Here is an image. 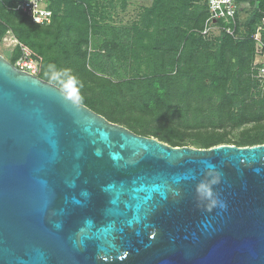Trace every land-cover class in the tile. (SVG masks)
<instances>
[{
  "label": "water",
  "instance_id": "water-1",
  "mask_svg": "<svg viewBox=\"0 0 264 264\" xmlns=\"http://www.w3.org/2000/svg\"><path fill=\"white\" fill-rule=\"evenodd\" d=\"M0 264H264V143L171 145L0 53Z\"/></svg>",
  "mask_w": 264,
  "mask_h": 264
},
{
  "label": "trees",
  "instance_id": "trees-1",
  "mask_svg": "<svg viewBox=\"0 0 264 264\" xmlns=\"http://www.w3.org/2000/svg\"><path fill=\"white\" fill-rule=\"evenodd\" d=\"M13 1L0 0V31L12 27L23 43L46 57L57 44L52 38L55 35L52 29L61 18L60 12H66L72 4L87 23L91 12V0H56L53 24L43 26L32 22L26 13L12 9ZM199 1L153 0L152 6L147 8L142 28L136 27L133 43L128 45L131 56L136 59L137 64L132 66H137V72L142 71L140 53H144L145 76L137 74L116 81L98 59L94 63L99 69H89L87 34L71 41L72 51L60 52V60L63 56L72 58L65 68V76L54 78L58 68L52 75L42 70L39 76L59 85L109 120L172 145H187L183 143L187 138L202 148L224 143L239 146L264 143V134H258L264 128V85L254 67L256 45L252 36L263 15L264 0H259L258 6L253 8L240 38L222 33L210 40L200 33L207 17V4L205 1L199 5ZM262 40L264 42V32ZM17 50L11 58L13 63L21 54L19 46ZM144 84L152 102L153 112L148 114L134 111ZM73 86H90L98 93L84 98L83 102ZM100 94L106 97L100 98ZM246 124H253L257 133L250 135V129H244L235 142L227 137L228 128ZM173 127L196 134L179 133L187 136L178 137L169 132Z\"/></svg>",
  "mask_w": 264,
  "mask_h": 264
},
{
  "label": "rangeland",
  "instance_id": "rangeland-1",
  "mask_svg": "<svg viewBox=\"0 0 264 264\" xmlns=\"http://www.w3.org/2000/svg\"><path fill=\"white\" fill-rule=\"evenodd\" d=\"M204 3L205 0L197 2L199 5H203ZM152 4L153 0H91V12L88 16V23L85 18H83L79 9L74 8L71 4L68 6L66 12L65 10L60 12L61 18L59 22L53 26L52 33L55 35L52 38H54V41H57L56 46H53L54 49L48 51L49 55L47 57L41 54L38 50L34 51L42 58L40 67L41 71L47 70L48 74L52 75L54 69L58 68L55 69L56 73L53 74V76H55L54 78H61L63 75L65 76L67 74L65 68H67L72 58L63 56L64 58L60 60V52L64 54L68 51H72L73 46L71 41L85 37L87 34L90 40V45L88 47L89 56L87 60V66L89 69H96V71L99 69V66L94 63L96 59H98L101 67L106 68L105 71L116 81L130 79L137 76V74H139V76H145L144 70L146 66L143 62L144 53H140L142 56L140 59V67L142 71L137 72V66H132L133 63H136V59L131 56V50L128 45H132L133 43L136 27L142 28L146 10L148 7H151ZM190 9H192L191 6L189 10ZM153 25L154 24L152 23L151 27ZM57 34L61 37H56L58 36ZM216 34L218 33H214V35ZM18 42L22 41L14 33L12 27L4 32L0 31V53L9 60H11L14 54L17 53ZM49 44L52 45L51 43ZM126 45L128 46V50L126 49ZM83 49H86V45L83 46ZM254 65L258 70V77L262 85H264V54H257L256 56L255 52ZM94 84L97 85L98 83L94 82ZM88 87H74L78 89L74 91L78 93L77 96H79V99L83 102L84 98L91 96V94L96 95L98 93L97 89L95 90L90 88V86ZM105 97L106 95L103 96L100 94V98ZM134 111L144 114L153 112L152 102L148 96L146 84L143 85L141 98ZM163 119L167 120V117L164 116ZM252 126L253 124H246L242 127L228 128L227 137L231 139L232 142H235L243 135L244 129H250V135H255L257 132ZM169 132L178 137L181 135L179 133L194 136L196 134L194 131L180 130L174 127L171 128ZM258 134H264V128H262ZM181 136L186 137L187 135ZM178 137L175 139L180 143ZM167 143L172 145L171 142ZM183 143L198 147V145L193 143L189 138L183 140Z\"/></svg>",
  "mask_w": 264,
  "mask_h": 264
},
{
  "label": "built area",
  "instance_id": "built-area-1",
  "mask_svg": "<svg viewBox=\"0 0 264 264\" xmlns=\"http://www.w3.org/2000/svg\"><path fill=\"white\" fill-rule=\"evenodd\" d=\"M207 4V17L200 33L206 39H214L222 33L229 34L235 39L241 37L245 23L250 19L254 7L258 6L259 0L254 4L251 0H205ZM56 0H14L12 9L26 13L32 22L49 26L54 22ZM218 33L214 35V33ZM264 12L256 31L252 35L256 45V56L264 54ZM21 51L20 56L14 63L16 67L39 75L42 58L29 46L18 42Z\"/></svg>",
  "mask_w": 264,
  "mask_h": 264
}]
</instances>
